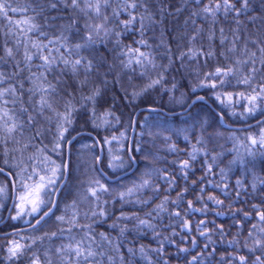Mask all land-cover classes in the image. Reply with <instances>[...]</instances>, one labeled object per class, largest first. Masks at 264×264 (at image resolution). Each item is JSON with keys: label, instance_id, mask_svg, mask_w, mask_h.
Segmentation results:
<instances>
[{"label": "snow or ice", "instance_id": "snow-or-ice-1", "mask_svg": "<svg viewBox=\"0 0 264 264\" xmlns=\"http://www.w3.org/2000/svg\"><path fill=\"white\" fill-rule=\"evenodd\" d=\"M0 35V264H264V0H0Z\"/></svg>", "mask_w": 264, "mask_h": 264}, {"label": "trees", "instance_id": "trees-1", "mask_svg": "<svg viewBox=\"0 0 264 264\" xmlns=\"http://www.w3.org/2000/svg\"><path fill=\"white\" fill-rule=\"evenodd\" d=\"M17 2H18V3H27V2H29V0H17ZM254 2H258V0H254ZM175 3H176V4L181 3V0H175ZM185 15H187V14H185ZM183 20H184V17H180V18H179V22H178V23H179V26H182V25H183ZM41 22H42V21H41ZM166 26H167L169 29H171V28H173V27H176L177 25L174 24V23H169V24H167ZM218 29H219V25H217V30H218ZM253 31H255V30L253 29ZM159 35H160V33H159V30H158V31H157V34H156V36H157V42L159 41ZM151 36H152V33H149V37H151ZM137 38H138V37H137ZM167 39H168V35L166 34V35H165V41H167ZM2 40H3V36L0 35V42H2ZM125 42L127 43V42H129V41L126 40ZM177 80H178V81L180 80L179 75H177ZM186 83H187V81H184V84H186ZM180 90H181V91H185L186 88L182 87ZM117 92H119V88H118V87L115 89V91H110L109 94H108V95H109V100H110L111 96H112V95H115ZM121 95H122V94H121ZM177 95H179V93H177ZM165 100H167V97H165ZM117 105L120 106V101H119V99H117ZM141 107H146V105H141ZM123 110H124L125 114H127L128 112H132V111H133L131 108H126V109H123ZM176 112L179 113V112H180V109L177 108V109H176ZM141 118H142V117H141ZM224 122H225L226 124H229V123H230L229 120H225ZM252 123H254V121H252ZM234 126H237L238 128L241 127L240 124H234ZM76 127H77L78 130H80V131L83 132L85 139H87V135H88V131H89L88 127H85V128H83V129H81L79 123L76 125ZM181 127H183V125H181ZM220 130L223 131V129H220ZM189 131H191V129H189ZM73 135H75V133H73ZM225 135H227V133H225ZM173 139L175 140L176 138L174 137ZM219 143H220V144H224L225 147H226L227 149H231V148H232V143H231V142H227V143L225 144V141H224V140H221ZM180 147H181V148L184 147L183 137H182V136H181V138H180ZM73 159H75V157H73ZM168 159H172V157L169 156ZM196 167L199 168L200 165L197 164ZM199 175H200V172L197 171V172H196V176H199ZM261 175H264V174H261ZM234 180H235V177H233V183H234ZM174 196H175V193H173V197H174ZM189 198H191V197H189ZM236 207H241V205L237 204ZM116 208L119 209V208H120V205L117 204V205H116ZM225 211H227V209H225ZM6 212H7V211L5 210V211H3V213H2V216H3L4 218H5ZM118 214H119V212L117 211V215H118ZM214 218L216 219L217 223H223V224H224V227H225L226 230H229V231L232 232V233H234V232L236 231V229H234V228H232V229L229 228V226L233 223L232 219L230 218V215H227V214H226V215L223 216V217H213V216H209V217H208V219H210V220H211V219H214ZM3 220H4V219L0 220V222H2ZM7 222H8V221H6L5 223L1 224V225H0V229H4V228H5V224H6ZM165 222H167V221H165ZM108 223L110 224V223H112V221L109 220ZM20 226H21V227L24 226V225L22 224V222H21V225H20ZM106 228H107V224H102L101 227H99V228L96 229V231H98V232H99V231H104ZM112 235L115 236L116 233H115V232H112ZM151 237H152V234H151L150 232H148L146 235L143 236V238H136V244H137V246H139V244L142 243V244H144V245H146V246L155 247V246H156V243H155V241H152V238H151ZM133 238H134V235H133V236H129V237H128V240L131 241V240H133ZM231 238H232L231 235H228V236L225 237V243H224L223 247H226V246H227V240H229V239H231ZM216 239H217V241H219V237H216ZM56 243L58 244V243H60V241H56ZM169 252L172 253V254H175V249H174V248H169ZM171 264H177V261H176L175 259H173L172 262H171Z\"/></svg>", "mask_w": 264, "mask_h": 264}, {"label": "water", "instance_id": "water-1", "mask_svg": "<svg viewBox=\"0 0 264 264\" xmlns=\"http://www.w3.org/2000/svg\"><path fill=\"white\" fill-rule=\"evenodd\" d=\"M225 125H226V124H225ZM232 126H233V125H232ZM233 127L238 128V127H236V126H233ZM7 216H8V213L6 212L5 218H4V220H3L2 222H0V225L3 224V223H5V222L7 221Z\"/></svg>", "mask_w": 264, "mask_h": 264}]
</instances>
